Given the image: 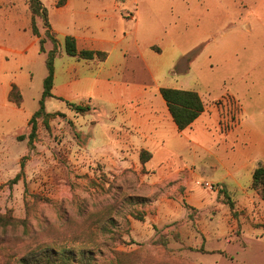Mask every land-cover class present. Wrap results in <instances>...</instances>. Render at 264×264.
Segmentation results:
<instances>
[{"label": "crops", "instance_id": "1", "mask_svg": "<svg viewBox=\"0 0 264 264\" xmlns=\"http://www.w3.org/2000/svg\"><path fill=\"white\" fill-rule=\"evenodd\" d=\"M41 1L59 49L53 96L45 100V110L60 111L66 114L65 122L73 118L79 126L82 138L75 137L78 148L74 150L79 168H84V160L97 161L113 177H139L142 185L136 196L144 205L149 229L185 222L192 210L198 211L195 219L204 218L213 207L196 194L204 181L217 184L218 194L251 189L254 170L264 165L261 126L242 114L239 125L221 128L225 109L218 103L220 97L212 96L200 79L192 77L197 54L207 50L208 62L222 54L213 49L219 44L206 45L213 33L203 22L211 14L210 0ZM232 1L255 11L256 0ZM31 20L28 0H0V113L6 109L12 122L27 124L33 113L26 110L25 89L43 83L47 75V53L40 50ZM194 31L204 39L188 44L187 37ZM69 35L75 37L79 50L104 51L106 58L67 54ZM44 45L47 52L54 47L51 40ZM39 54L41 73L36 75L33 64ZM177 65H183L179 71ZM14 85L23 95L21 105L9 98ZM162 87L197 91L204 111L187 128L179 129ZM49 100L57 102L51 101L52 110ZM69 102L89 109L78 112ZM83 113L90 116L83 120Z\"/></svg>", "mask_w": 264, "mask_h": 264}, {"label": "rangeland", "instance_id": "2", "mask_svg": "<svg viewBox=\"0 0 264 264\" xmlns=\"http://www.w3.org/2000/svg\"><path fill=\"white\" fill-rule=\"evenodd\" d=\"M232 2L210 0L211 14L203 22L213 33L206 45L219 44L213 49L222 54L213 62L207 50L197 54L192 77L212 96H232L240 113L264 132V0H256L255 11ZM36 23L42 37L52 41L43 18ZM199 35L194 31L188 44L204 39ZM41 55L33 64L36 75ZM42 89L39 81L25 89L28 113L40 108ZM51 101L57 103L49 100L50 110ZM65 116L52 112L27 124L12 122L6 109L0 113V264H16L41 245L72 251L77 262L89 252L92 264H264V198L252 183L246 191L219 194L198 185L196 194L213 206L204 218L195 219L198 211L192 210L185 222L149 229L145 219H137L145 216L136 196L139 177H113L97 161L84 160L79 168L75 137L82 136L73 118L65 122ZM33 124L36 135L29 143Z\"/></svg>", "mask_w": 264, "mask_h": 264}, {"label": "trees", "instance_id": "3", "mask_svg": "<svg viewBox=\"0 0 264 264\" xmlns=\"http://www.w3.org/2000/svg\"><path fill=\"white\" fill-rule=\"evenodd\" d=\"M28 2L32 14L31 31L35 36L40 38V50L44 51L46 38L42 37L41 31L39 30L36 21L37 17H42L45 25L49 27L50 22L48 11L41 0H28ZM46 35L47 37L52 39V41L54 42V47L48 52L46 58L47 75L44 78L43 82V92L40 99V108L34 113L31 121H35L37 117H40L42 115L50 116V114H52L46 112L45 100L48 97L53 96L52 89L54 86L55 58L58 53V44L57 39L53 36V33L47 31ZM65 51L71 56H78L81 58L98 57L100 59H105L107 56V53L104 51L79 50L75 37L70 35L65 37ZM161 93L167 102V105L175 122L181 130L187 128L205 109V103L203 99L195 90L162 87ZM9 98L11 101L15 102L18 105L22 104L23 95L17 85H14L11 89ZM68 104L78 112H86L89 109V107H82L75 103L69 102ZM36 130L37 126L36 124H33L31 133L29 135V143H31L32 139L35 137ZM20 139H25V136L22 135ZM145 154H147L146 151H143L141 154V159L143 162L147 160ZM19 178L20 174H18L14 180L16 181ZM252 186L257 189L264 198V165H260L254 170L252 177ZM137 219L142 220L144 219V217H142L141 215V218ZM88 254L90 253L88 252ZM88 254L86 257L82 258V260L77 262V257L73 254L72 251H61L59 249L51 248L48 245H41L18 258L16 264H92V257L90 256L91 254Z\"/></svg>", "mask_w": 264, "mask_h": 264}, {"label": "built area", "instance_id": "4", "mask_svg": "<svg viewBox=\"0 0 264 264\" xmlns=\"http://www.w3.org/2000/svg\"><path fill=\"white\" fill-rule=\"evenodd\" d=\"M225 109L220 125L225 130H230L233 127L239 125L241 121V113L239 111V105L232 96H226L218 101ZM210 191H218L219 186L211 181H204L202 183Z\"/></svg>", "mask_w": 264, "mask_h": 264}]
</instances>
